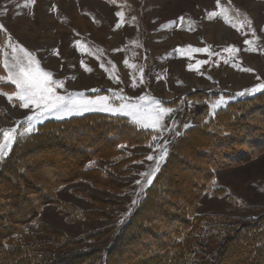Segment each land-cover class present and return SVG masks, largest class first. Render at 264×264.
<instances>
[{"label":"rangeland","instance_id":"rangeland-1","mask_svg":"<svg viewBox=\"0 0 264 264\" xmlns=\"http://www.w3.org/2000/svg\"><path fill=\"white\" fill-rule=\"evenodd\" d=\"M24 5L25 0H0V24L4 25L13 41L36 56L44 70L53 72V78L64 79L69 92H84L89 98L106 95L114 105L120 103L117 99L119 95L134 101L139 95L147 94L159 99L167 107L163 101L174 100L198 90L209 89L234 95L257 83H264V0H219L220 6L217 0H35L34 5ZM120 12L124 13L123 17L117 15ZM212 12H224L228 20L223 15L210 18L208 13ZM247 20L252 22L255 37L243 24ZM117 23L121 25L119 28L116 27ZM233 23L243 30L233 28ZM217 27H222V31H218ZM212 32L213 37L209 40ZM245 39L252 41L251 47L256 48V51L245 50L249 47L244 43ZM77 41L83 47H78ZM232 46L238 49L236 54L224 51ZM192 48H205L219 55L209 57L207 51L197 53L191 51ZM2 53L0 60L5 57L11 60L10 48L4 46ZM225 59L232 63L225 64ZM200 60H208L209 63L200 65ZM189 63L193 65L191 70L187 67ZM102 64L104 67H101ZM85 66L92 71L85 72ZM141 69L145 80L139 87L133 88L132 77L135 76L139 81ZM2 75H6V70ZM112 76L121 82H114ZM209 76L211 80L207 78ZM8 85L12 89L7 88ZM14 87L10 83H0L3 92L10 93ZM88 89H99V92ZM0 107L3 108L0 130L16 127L17 121L24 120L30 114L18 104L14 106L10 103L4 94H0ZM185 108L188 109L183 101L172 108L178 122L176 131L181 130L179 118ZM172 118L166 116L164 124L167 126ZM52 120L61 121L49 117L37 125L32 133ZM25 127L22 126L20 132ZM30 134L20 136L18 133V138ZM175 136L173 132H165L159 143L170 141ZM153 143L151 139L142 146L120 147L124 153L122 156L111 160H95L87 166L86 170L104 171L118 184L115 185L116 191L94 187L85 177L56 188L53 195L57 201L43 206L38 217L25 226V231L33 235L31 239H26V246L36 242L42 246L36 247L34 253L51 254L52 259L56 260L79 250L109 249L117 233L133 214L137 206L133 205V201L139 202L146 192L137 195L141 186L135 182L144 179L140 173L149 172L155 167V161L146 159L149 154L157 155L153 147H149ZM45 155L47 159L52 157L49 153ZM133 156L135 160L120 164V168L117 166ZM26 158V165L31 163L30 160H40L34 154ZM64 163L61 161L62 166H65ZM44 177L47 183L55 184V177L47 173L43 174ZM60 178H65V175L61 174ZM80 212L89 213L88 218H78ZM195 212L213 218L235 219L210 224L211 230L219 226H234L264 215V149L243 165L218 169L211 191L199 199ZM121 220L124 222L121 223ZM46 225L73 240L109 228H115L117 232L100 240H87L83 245L76 242L75 245L55 249L56 241L43 229ZM224 240L221 238L217 245L204 247L200 252L212 256ZM71 258L68 256L57 264H74L76 261H69Z\"/></svg>","mask_w":264,"mask_h":264},{"label":"trees","instance_id":"trees-1","mask_svg":"<svg viewBox=\"0 0 264 264\" xmlns=\"http://www.w3.org/2000/svg\"><path fill=\"white\" fill-rule=\"evenodd\" d=\"M5 43L6 37L0 33L2 52ZM2 74L4 69L0 64ZM7 88L12 89L9 85ZM221 96L228 100L227 106L213 110L211 105ZM182 101L188 109L179 118L180 135L170 140L166 162L111 247L79 250L68 255L73 257L69 261L75 260L74 264H264V215L211 230L210 224L235 219L195 212L199 199L211 191L218 169L243 165L263 151L264 91L235 97L228 92L203 89L162 103L175 108ZM188 102H195L192 109L186 105ZM185 124L191 126L184 130ZM152 136L153 132L134 126L126 117L90 113L48 121L34 133L18 138L9 156L0 161V264H57L67 259L68 256L56 260L51 254L34 253L42 245L32 242L26 246V239L33 235L25 231V226L38 217L43 206L57 201L54 190L68 182L85 177L94 187L116 191L118 184L104 171L86 170L87 166L95 160L122 156L119 145L142 146ZM46 153L51 154V159H47ZM31 154L38 155L40 160H30L26 165L24 158ZM135 158L123 160L117 166L120 168V164ZM45 173L55 177L54 185L43 179ZM61 174L65 178H60ZM88 216L85 212L77 214L78 218ZM43 229L53 236L55 249L76 242L83 245L87 240H100L117 232L109 228L73 240L49 225ZM221 238L225 240L216 254L208 256L200 252L204 247L217 245Z\"/></svg>","mask_w":264,"mask_h":264},{"label":"snow or ice","instance_id":"snow-or-ice-1","mask_svg":"<svg viewBox=\"0 0 264 264\" xmlns=\"http://www.w3.org/2000/svg\"><path fill=\"white\" fill-rule=\"evenodd\" d=\"M35 0H25V7L29 4L34 5ZM217 5H219V0H217ZM118 16L123 17L124 13H117ZM217 15H223L225 20H228L226 13H208V16L214 17ZM244 25L252 32V35L255 37V29L252 28V22L250 20L244 21ZM120 23L116 24V27L119 28ZM233 28H237L238 31H242V27L238 28L237 23L232 24ZM0 33H3L6 37L5 46L11 49L12 56L11 60L6 57L3 60H0V64L4 70H6V75H0V83H10L14 85V89L9 92H3L0 90V94L7 96V99L10 103H13L14 106L18 104L21 109L29 111L24 120L17 121L16 127L7 128L0 130V161L6 159L11 153L13 146L18 141V133L20 136L25 134L32 133L36 126L43 123L47 118H55L58 120L71 118L72 116H82L85 113L90 112H99L105 113L110 117H128L130 118L131 123L134 126H137L142 129H151L153 133H156L152 136L153 151L157 155L149 154L146 156V159L149 161H155V167L145 173H140L144 177L141 181H136L135 183L140 185V192L137 195L142 194L146 191V187H150L153 184L154 178L160 170L162 163L166 162V158L169 153L170 141L165 140L163 144L159 143L160 137L163 136L165 132H173L175 135H180L176 131V126L178 122L174 118V109L170 107H165L161 104L159 99H156L147 94L139 95L133 101L131 98H128L123 95L117 96L114 93V96H117V99L120 101L118 105H114L110 102V98L106 95H98L95 98H89L84 95V92H69L65 88L64 79L53 78V72L46 71L40 66V61L36 56L26 50L23 46H20L18 43L12 40L10 34L7 32V29L3 24H0ZM244 43L249 45L246 48V51H256V48L251 47L252 41L245 39ZM78 47H83L79 41L76 42ZM99 51V50H98ZM114 51H119V49H114ZM177 51H180L178 49ZM193 52H208V56L219 55L218 53H213L208 51L205 48H192ZM225 52L236 54L238 49L234 46L224 49ZM2 54V50H0ZM83 63V62H82ZM127 60L125 64L127 65ZM200 65L208 64V60H200L198 62ZM225 64L232 63L231 60L225 59ZM235 66V64H233ZM101 67H104L102 64ZM188 69H193V65L189 63L187 65ZM85 72H91L92 69L85 66ZM107 72L108 69L105 68ZM141 75L139 81L135 76L132 77L131 87H139L141 83L144 82L145 77L143 76V70L141 69ZM196 71L199 73L200 69L197 67ZM245 71H252V69H245ZM203 75V73H200ZM209 80L212 78L207 77ZM75 79V77H71ZM111 79L114 82H121L115 76H112ZM159 80L160 77H157ZM259 79V77L257 78ZM89 91L99 92V89H88ZM264 91V83H257L254 87L244 89L238 93H235V96L244 97L247 95H254L257 92ZM122 93L123 90L121 89ZM195 102H189L188 107L191 108L194 106ZM228 100L221 96L211 105L213 110L226 107ZM215 114V113H213ZM166 116H172V120L166 126L164 120ZM207 123V121H205ZM26 125L23 132H20V128ZM190 124H185L184 127H190ZM158 134V135H157ZM127 145H119V147H126ZM92 163V162H90ZM138 201L134 200L133 205L137 204ZM124 221L121 220V223Z\"/></svg>","mask_w":264,"mask_h":264},{"label":"bare ground","instance_id":"bare-ground-1","mask_svg":"<svg viewBox=\"0 0 264 264\" xmlns=\"http://www.w3.org/2000/svg\"><path fill=\"white\" fill-rule=\"evenodd\" d=\"M256 7H258V6H256ZM259 8H260V6H259ZM221 28H222V27H219V29H218V27H217L218 31L221 32V31H222ZM212 31H214V30H212ZM213 34H214V32L211 33V37H208L209 40L213 37Z\"/></svg>","mask_w":264,"mask_h":264}]
</instances>
